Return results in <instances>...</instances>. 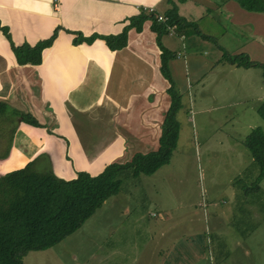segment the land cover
<instances>
[{
    "label": "crops",
    "instance_id": "obj_1",
    "mask_svg": "<svg viewBox=\"0 0 264 264\" xmlns=\"http://www.w3.org/2000/svg\"><path fill=\"white\" fill-rule=\"evenodd\" d=\"M173 5L179 15L195 22L201 33L216 41L184 31L161 35L162 44L175 53L169 67L181 98L194 84L203 89L206 75L230 74L237 69L247 78V89L252 90L250 101L262 100L263 67L236 66L222 60L224 49L230 54L245 53L250 60L264 64V12L246 10L235 0H0V24L9 29L15 44L34 43L50 35L57 25L61 27L51 46L43 49L39 64H18L0 30V100L32 114L50 129L20 122L8 156L0 159V174L44 155L41 153L52 162L51 138H60L67 161L77 157L84 168L90 164L92 153L104 149L127 161L136 152L156 148L169 95L168 82L159 70L160 53L150 22L145 21L140 32L131 28L126 45L119 50H110L99 38L73 45L67 29L84 35L118 33L128 17L138 14L142 7L164 15ZM214 82L212 79L209 84ZM250 101L247 108L254 107ZM205 109L200 107V111ZM8 115H0V119H16ZM81 119H106L115 138L103 139L100 134L88 133L89 129L85 132ZM52 170L58 174L57 169ZM188 210L184 215L190 213L189 222L179 224L187 229L203 221L207 227L203 234L208 231L210 236L225 225L224 210L207 208L202 212L205 216ZM178 215L165 211L161 220ZM184 237L182 234L171 244L170 252L177 249L174 256L165 257V264H198L204 258L203 240Z\"/></svg>",
    "mask_w": 264,
    "mask_h": 264
},
{
    "label": "rangeland",
    "instance_id": "obj_2",
    "mask_svg": "<svg viewBox=\"0 0 264 264\" xmlns=\"http://www.w3.org/2000/svg\"><path fill=\"white\" fill-rule=\"evenodd\" d=\"M240 71L210 73L203 79V89L194 84L183 93L176 114L177 146L168 163L149 175L135 176L129 170L121 174L119 191L105 199L79 228L49 248L27 251L22 262L165 264L177 249L170 252L171 244L184 234V240L205 243V256L198 264H264V179L254 183L259 167L243 142L254 127L264 132V119L255 110L264 98L250 101L252 90L247 89V78ZM212 79L215 82L209 84ZM260 86L264 89V82ZM240 99L245 101L239 103ZM249 101L253 108H247ZM200 107L206 109L200 111ZM81 120L85 132L89 129L88 133L100 134L103 139L115 138L106 119ZM2 125L7 128L9 123L0 119ZM0 136L2 152L7 134ZM48 142L55 154L52 162L41 153L44 155L34 158L33 168L45 170L49 164L64 178L72 177L77 168L95 174L108 162L125 161L124 156L104 149L92 153L84 168L77 157L66 160L60 138ZM60 168L64 170L60 172ZM207 208L227 214L225 225L210 236L208 231L203 234L202 229L207 228L203 221L193 229L179 225L189 222L190 213L184 215L188 209L202 213ZM165 211L179 215L161 220Z\"/></svg>",
    "mask_w": 264,
    "mask_h": 264
},
{
    "label": "trees",
    "instance_id": "obj_3",
    "mask_svg": "<svg viewBox=\"0 0 264 264\" xmlns=\"http://www.w3.org/2000/svg\"><path fill=\"white\" fill-rule=\"evenodd\" d=\"M235 1L246 10L264 12V0ZM156 14L158 13L141 8L138 14L128 17V23L118 33L84 35L79 31L67 29L72 34L73 45L91 43L99 38L110 50H119L126 45L127 34L131 28L140 32L143 23L150 22L149 27L155 34L160 53L159 70L168 82L166 91L169 95V104L161 119L156 148L144 153L136 152L125 162H108L95 174L86 170H75L72 177L63 178L55 174L49 164L45 170H35L34 159L19 168L0 174V264H25L21 257L27 251L49 248L79 228L105 199L119 191L120 175L127 170L135 176L149 175L169 162L177 145L179 122L176 113L181 108V95L169 67L175 53L162 44L160 37L168 33V27L174 25L176 32H192L202 38L216 41L213 37L201 33L195 22L179 15L174 5L165 11L164 21H159ZM60 28L57 25L50 35L34 43L15 44L9 29L0 24V30L9 41L18 64H39L42 61L43 49L51 46ZM217 46L220 47L218 44ZM222 60L236 66L260 65L264 68V64L250 60L245 53L230 54L224 49ZM255 110L264 119V102L259 103ZM3 114L12 115L16 119H7V128L0 126V133L4 131L7 134L0 159L8 156L13 134L20 122L45 127L50 131L47 125L39 122L32 114L0 100V115ZM243 142L250 150L253 161L258 164L259 170L254 179V183L258 184L264 178V132L260 127H254Z\"/></svg>",
    "mask_w": 264,
    "mask_h": 264
},
{
    "label": "built area",
    "instance_id": "obj_4",
    "mask_svg": "<svg viewBox=\"0 0 264 264\" xmlns=\"http://www.w3.org/2000/svg\"><path fill=\"white\" fill-rule=\"evenodd\" d=\"M146 10H148L149 12L150 11H153L155 12L152 8H147V7H142ZM156 17L159 21H164L166 19V17L164 15H161V14H156ZM175 32V26L172 25L171 27H168V33H174Z\"/></svg>",
    "mask_w": 264,
    "mask_h": 264
}]
</instances>
